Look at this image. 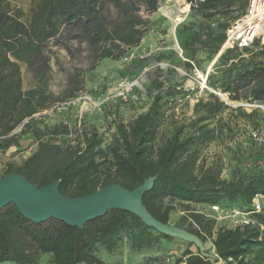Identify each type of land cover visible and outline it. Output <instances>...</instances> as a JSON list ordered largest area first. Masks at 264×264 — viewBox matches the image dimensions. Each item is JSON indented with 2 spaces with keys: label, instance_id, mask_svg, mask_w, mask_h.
<instances>
[{
  "label": "trees",
  "instance_id": "16d2710c",
  "mask_svg": "<svg viewBox=\"0 0 264 264\" xmlns=\"http://www.w3.org/2000/svg\"><path fill=\"white\" fill-rule=\"evenodd\" d=\"M160 1L33 0L31 14L23 20L20 9L0 0V151L19 146L22 136L35 144L27 158L5 162L0 177L15 172L39 187L59 180V192L73 198L108 184L132 190L154 177L153 187L141 197L147 211L163 223L194 233L203 244L209 238L211 247L204 254L193 243L156 231L126 210L109 209L80 229L51 217L41 223L27 220L9 203L0 209V264H41L46 253L49 264H105L99 249L113 254L127 244L131 253L138 254L173 239L185 247L170 264H221L218 260L264 264V235L259 227H264V204L252 214L256 223L237 227L216 222L193 207L249 210L252 196L264 194V144L258 146L248 135L250 129L264 135V112L233 108L216 95L224 94L231 102L264 104V43L255 38L248 47L222 49L226 28L245 12L248 0H182L190 10L174 27L180 55L173 48L150 52L141 47L152 29L164 34L169 28L163 16L147 18L157 12ZM62 35L87 46L93 59L89 69L105 59L121 61L129 50L149 51L142 59L124 63L122 74L129 80L153 67L145 73L142 88L133 89L137 101H106L99 111L91 109L86 114H97L98 125L83 122L85 114L75 116L73 125L67 117L51 122L50 114L36 116L79 93L74 86L51 99L44 85L22 87L20 64H26L42 82L48 67L43 49ZM159 62L170 66L161 68ZM175 68L188 75L194 69L206 73L207 88L186 116H178L175 109L182 111L186 94L193 95L199 88H184L185 76ZM98 85L100 92L93 95L102 97L108 84ZM142 98L143 105L135 106ZM125 104L144 110L120 119L119 110ZM71 108L55 113L67 116ZM223 113L234 123L223 119ZM242 134L248 143L235 144L234 162L228 167L222 157L208 160L202 155L211 142L226 137L234 141ZM225 170L228 177L223 176ZM175 210L184 213L172 222Z\"/></svg>",
  "mask_w": 264,
  "mask_h": 264
},
{
  "label": "rangeland",
  "instance_id": "374dc122",
  "mask_svg": "<svg viewBox=\"0 0 264 264\" xmlns=\"http://www.w3.org/2000/svg\"><path fill=\"white\" fill-rule=\"evenodd\" d=\"M182 0H161L159 3V7L157 12L148 15L147 18L149 20H155L159 16L165 17L167 20L164 22L165 25H169V28L166 33L162 34V32L158 30H153L148 34L141 42L142 48L148 49L150 52L159 51L164 49L167 51L168 48L176 49L177 42L174 38V27L177 23L184 20V17L189 12V7L183 8ZM9 3L13 8L20 9L21 13H23V20L29 18L30 16V8L33 4V0H9ZM185 3V2H184ZM115 12L112 11L114 15ZM144 14V13H143ZM146 17V15L144 14ZM42 57L47 62V68L45 69V76L42 82H39L36 77H34V73L32 70L27 68L26 64H20V72L23 80L22 87L23 90L32 87H42L46 89L45 92L48 93L51 99L58 98L62 96L66 90L71 87H76L78 95L79 94H87L93 95L94 92H100L99 83L108 84V88L110 89L121 79L129 80L127 77L122 74L125 69V64L122 61H114L111 59H105L100 61L94 69H89L90 65L93 62L91 59V53L87 46L83 43H79L76 40L68 39L65 35H62L59 40H51L49 41L43 49ZM205 71H208L207 68ZM179 73V72H178ZM181 76H183L180 73ZM147 81V75L141 73L139 76V82L141 85L145 84ZM198 84V78L195 74L186 75L185 79L182 81L183 87H194ZM199 86V85H198ZM219 99L224 101L226 104L231 107L242 106L243 109L249 112L252 108L247 107L246 103L241 102H231L227 99V96L217 92ZM50 101V99L48 100ZM195 99H189L186 103L183 104L184 107H180L175 109L178 116L188 115L191 113L192 104ZM143 98L139 100V103L135 106L143 105ZM241 104V105H239ZM141 105V106H142ZM49 107V106H48ZM46 107L45 110H49ZM144 109L132 107L129 104L122 105V108L119 110V118L120 119H129L133 117L138 111H142ZM71 113L66 115H60V113H53L49 116L51 122L59 121L60 119L67 120L69 124L73 125L75 116L79 115L80 109L77 105H74L71 108ZM83 112L82 121L87 124H99L101 119L96 118L97 114ZM223 119H231L234 123L235 119H232L228 114H222ZM241 122V119L239 118ZM245 127L244 129H246ZM246 135H238L235 140H231L229 138H225L223 140H215L211 142L208 146L203 148L202 155L206 156L208 160H212L216 157H222L223 162L227 167L234 162V148L235 144H244L248 143L246 139ZM19 146H9L5 147L2 151H0V172L4 169L5 162H14L18 163L21 160L27 158L31 151L34 150L35 144L30 140L28 136H22L19 139ZM246 146V145H245ZM254 155H251L252 158ZM232 162V163H231ZM229 173L227 170L223 173V176L228 177ZM195 209H203L200 206H193ZM206 209V207L204 208ZM179 211L175 210L172 215V222L177 219L179 216ZM223 222V221H222ZM221 223V222H220ZM204 248H209V241L205 242ZM185 244L180 240L173 239L171 242H167L162 240L155 250H150L148 253H131L127 244H123L121 246V251L118 253L107 254L106 251L99 249L98 256L105 262V264H156L160 261H164L167 264H170L174 259V256L179 255L184 249ZM157 249V250H156ZM147 252V251H146ZM109 255V256H108ZM49 254L46 253L41 256L40 263L41 264H49ZM149 258V259H147ZM152 258V259H151ZM157 258V259H153Z\"/></svg>",
  "mask_w": 264,
  "mask_h": 264
},
{
  "label": "water",
  "instance_id": "95a60500",
  "mask_svg": "<svg viewBox=\"0 0 264 264\" xmlns=\"http://www.w3.org/2000/svg\"><path fill=\"white\" fill-rule=\"evenodd\" d=\"M153 180L154 177L146 178L132 190L108 184L91 194L73 198L59 192V180L39 187L22 175L12 172L0 177V209L11 203L16 205L19 213L27 220L41 223L51 217L80 229L87 221L104 215L109 209L126 210L156 231L193 243L205 254L206 248L197 235L163 223L147 211L141 197L153 187Z\"/></svg>",
  "mask_w": 264,
  "mask_h": 264
},
{
  "label": "built area",
  "instance_id": "2783aa9c",
  "mask_svg": "<svg viewBox=\"0 0 264 264\" xmlns=\"http://www.w3.org/2000/svg\"><path fill=\"white\" fill-rule=\"evenodd\" d=\"M189 7V4H188ZM225 42L222 49L231 48L232 46H237L238 48L248 47L253 43L255 38L260 39L261 43H264V0H248L245 12L232 20L230 25L225 30ZM180 55V49L176 46L175 49ZM150 52L148 51H138L129 50L121 56L122 63H130L132 60L137 58H144L148 56ZM157 65L161 68H167L170 64L165 62H159ZM155 66V65H153ZM153 67L144 68L141 73L145 74ZM177 72L181 73L183 76H188L179 68H175ZM140 73V74H141ZM194 74L198 78V84L195 86L199 90L191 94H186L184 99L189 100L194 98L195 100L200 95L204 88H207L205 84L206 73L199 72L194 69ZM140 76V75H139ZM139 76L134 80H123L118 81L114 86H112L105 95L102 97H95L94 95L79 94L73 99H68L64 101H58L55 104L50 105L49 110H43L38 115L43 114H53L58 111H63L68 109V107H73L77 105L79 107V117L83 115V112L92 110H100L103 103L106 101H137L138 97L134 94V88L141 89L142 85L139 82ZM199 85V86H198ZM186 88V87H185ZM188 89H193L194 87H187ZM247 107L258 108L264 112L263 103H250L245 104ZM248 135L253 139V141L258 145L264 144V135L258 129H250ZM251 206L249 210L240 209L238 207H226L219 205H209L206 209H198L200 213L204 216H209L213 218L216 222L226 221L230 227L253 225L256 220L253 218L252 214L257 213L261 210L264 204V194L255 193L252 196ZM183 214V211H179ZM264 235V227L259 226ZM209 246L211 247L210 239L208 238ZM213 251V248H212ZM218 263L222 262L218 260Z\"/></svg>",
  "mask_w": 264,
  "mask_h": 264
},
{
  "label": "bare ground",
  "instance_id": "6f19581e",
  "mask_svg": "<svg viewBox=\"0 0 264 264\" xmlns=\"http://www.w3.org/2000/svg\"><path fill=\"white\" fill-rule=\"evenodd\" d=\"M186 5L188 6V4H187L186 2H185V3L183 2V7H182V9H183V8H187ZM218 54H219V53H218ZM218 54H217V55H218ZM217 55H216V57H217ZM215 60H216V58L213 60V62L211 63V65L214 63ZM211 65H210V66H211Z\"/></svg>",
  "mask_w": 264,
  "mask_h": 264
},
{
  "label": "crops",
  "instance_id": "0c3cea01",
  "mask_svg": "<svg viewBox=\"0 0 264 264\" xmlns=\"http://www.w3.org/2000/svg\"><path fill=\"white\" fill-rule=\"evenodd\" d=\"M146 251H147V252H146ZM148 251H150V250H145V251H143V253H148ZM106 253H107V252H106ZM107 254H108V253H107ZM109 255H110V254H109ZM109 255H108V256H109Z\"/></svg>",
  "mask_w": 264,
  "mask_h": 264
}]
</instances>
